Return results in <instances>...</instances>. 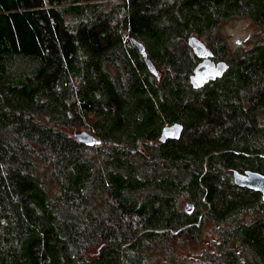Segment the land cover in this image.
I'll return each mask as SVG.
<instances>
[{"label":"trees","instance_id":"trees-1","mask_svg":"<svg viewBox=\"0 0 264 264\" xmlns=\"http://www.w3.org/2000/svg\"><path fill=\"white\" fill-rule=\"evenodd\" d=\"M233 17L262 37L230 54ZM192 35L230 65L201 89ZM247 169L264 173V0H0V264H181L201 208L230 226L185 264H264V212L234 216L264 210Z\"/></svg>","mask_w":264,"mask_h":264},{"label":"rangeland","instance_id":"rangeland-1","mask_svg":"<svg viewBox=\"0 0 264 264\" xmlns=\"http://www.w3.org/2000/svg\"><path fill=\"white\" fill-rule=\"evenodd\" d=\"M220 31L222 33V36L226 39L225 44L230 54H233L238 46L243 48H248L251 45H253V43L261 40L262 37L261 35L262 30H260V28L256 26L253 20L250 19L249 17H233L227 20L226 22L222 23ZM237 39H241L242 43L237 45L236 44ZM110 70L113 72L111 68ZM81 130H85V128L76 127L74 131H72V134H74V132L76 131L80 132ZM247 199L250 200L251 198H247ZM187 201H191V200L187 198L183 199L182 201L183 207L185 206V203ZM256 203H259V199ZM253 204H250L252 205V207L247 212L241 211L239 213H235L234 216H237L235 218V221L238 222L243 221L246 223H251L254 219L258 218L261 211L258 207H255V205ZM260 205L263 207L264 203L260 202ZM196 207H198L197 204ZM194 214L195 213H192V215ZM197 216H199V218L201 217L202 219L204 218V221L200 222L199 224L202 228L200 230V235L198 239H193V241H191L187 245L176 246L174 248V251H172V253L175 254L174 256L178 258V263L185 264L187 260L191 261L193 260V258L198 260L200 256L206 253V251H211L213 249V243L214 242L217 243L219 241L220 230L223 229L224 227L226 228L230 226V222L223 223L221 220L219 221L213 218H208L209 216L207 215L206 211L203 208L200 209V211L197 213ZM172 253L171 252L161 253L160 254L161 260L167 261L169 258L168 256H170V254ZM243 255L244 254H241L240 256Z\"/></svg>","mask_w":264,"mask_h":264},{"label":"water","instance_id":"water-1","mask_svg":"<svg viewBox=\"0 0 264 264\" xmlns=\"http://www.w3.org/2000/svg\"><path fill=\"white\" fill-rule=\"evenodd\" d=\"M134 42L142 53L147 66L156 73L157 70L152 61L148 58L144 44L137 40ZM241 43V39L236 40L237 45ZM187 44L192 49L194 54L201 60L196 64L190 75V82L193 88L201 89L211 81H216L225 76L230 68L229 63L225 60H215L212 49L203 40L195 35H192L188 37ZM184 129V125L180 122L166 125L161 131L160 141L166 142L169 139H179L182 136ZM74 137L87 145L96 144L98 142V140L86 130L76 132ZM233 180L235 184L240 187L260 192L264 200V173L250 169L243 172L234 170ZM194 207V204L190 201L185 204V210L187 213H192Z\"/></svg>","mask_w":264,"mask_h":264},{"label":"flooded vegetation","instance_id":"flooded-vegetation-1","mask_svg":"<svg viewBox=\"0 0 264 264\" xmlns=\"http://www.w3.org/2000/svg\"><path fill=\"white\" fill-rule=\"evenodd\" d=\"M199 61H201V60H199ZM248 189V188H247ZM250 190V189H249ZM252 190V189H251ZM255 191V190H254ZM257 192V191H256ZM258 193H260V192H258ZM260 196H261V199L263 200V198H262V194L260 193ZM264 201V200H263ZM251 207H252V205H250V204H248V205H245L242 209H240L239 211L237 210L236 211V213H239V212H241V211H245V212H247L248 210H250L251 209ZM263 207H264V205H263ZM194 209H195V207H194ZM260 209V211L261 212H264V210H262V208H259ZM229 227V226H228ZM243 249H245V246L243 247ZM254 261H257V258L254 260Z\"/></svg>","mask_w":264,"mask_h":264}]
</instances>
